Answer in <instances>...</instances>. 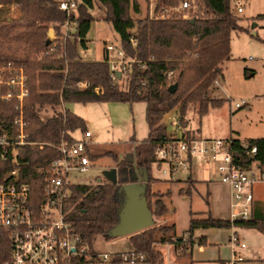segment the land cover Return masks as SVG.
Returning <instances> with one entry per match:
<instances>
[{
    "label": "trees",
    "instance_id": "trees-1",
    "mask_svg": "<svg viewBox=\"0 0 264 264\" xmlns=\"http://www.w3.org/2000/svg\"><path fill=\"white\" fill-rule=\"evenodd\" d=\"M183 0H154V13L172 12L160 17L146 15L134 19L139 14L135 0H78L70 19L76 21L74 32L64 36L61 26L67 17L57 10L58 0H0L1 6L15 5L19 16L14 19L0 17V67L8 64L22 68L26 77L27 95L22 101V113L26 123L25 133L30 140L41 141L57 146L61 140L75 141L76 132L86 131L85 121L63 108L69 103L118 102L145 104L147 137L137 141L130 137L133 145L131 155L119 159L115 154L106 152L116 162L117 182H99L95 186L76 184L71 186V196L64 209L66 218L80 235L88 253L94 255L87 245L97 236L111 238V230L118 224L119 212L124 201L123 185L132 175L145 170L147 181L144 196L154 217L164 216L167 208L152 185L159 181L151 176V165L156 161V149L167 141L166 125L162 119L165 114L175 110L185 127V114L190 104L198 106L200 116L209 107H217L220 99L212 98L214 83L222 74L221 64L230 54V35L232 31L243 30L239 17L233 11V0H200L204 16L198 13L182 18L178 10ZM199 4V0H195ZM193 6V4H191ZM95 7L103 9L96 16ZM104 21L111 25L118 37L119 46L127 58L134 59L131 68L113 79L110 65L105 55L101 61L81 60L78 47L83 48L85 37L94 21ZM52 28L56 34L54 41L46 45L47 33ZM136 28L131 44L130 31ZM168 73H172L171 77ZM85 82L87 88L80 89L79 83ZM176 84L174 93L168 87ZM99 89V93L96 92ZM6 91V86H1ZM17 100L0 99V127L12 129V121L18 114L15 109ZM188 137H194L190 130ZM231 148L244 165L252 160L264 168V138L244 139L248 148L257 147L253 157L246 155L247 148L241 140L232 138ZM5 158H0V181L5 173L18 168L20 180L30 184L34 204L42 200L43 172L50 162L59 157L55 147L44 146L42 150L19 147L14 158L10 149ZM102 155V156H103ZM92 161L98 156L88 154ZM15 160V161H14ZM143 176V174H142ZM191 184V177L185 179ZM190 186L185 193H190ZM180 194L182 189L179 191ZM154 200V203L152 204ZM207 203V201H206ZM208 204V203H207ZM255 229L264 235V212L260 204L254 203L248 220L217 219L210 215L205 218L191 217L184 233L194 236V231L209 228ZM174 225H152L126 236L131 244L132 253L142 256L138 263L163 264L162 247L172 241ZM199 245L205 244V237L196 238ZM175 246L172 244V251ZM10 244L7 233L0 229V264L9 256ZM180 258L186 253L181 252ZM112 254L111 264H118L122 255ZM96 261H89L95 263Z\"/></svg>",
    "mask_w": 264,
    "mask_h": 264
},
{
    "label": "rangeland",
    "instance_id": "rangeland-1",
    "mask_svg": "<svg viewBox=\"0 0 264 264\" xmlns=\"http://www.w3.org/2000/svg\"><path fill=\"white\" fill-rule=\"evenodd\" d=\"M135 1L139 4L140 12L136 15L131 11L134 19H140L146 15L150 17L162 15L160 12L154 13V0ZM188 1L193 4L190 14L205 15L200 0L199 4L195 0ZM237 2L241 3L242 12H237ZM172 11L173 9H168V12ZM233 11L239 17L238 24L243 30L231 32V51L228 59L221 64L222 74L218 76L213 88L212 98L220 99L222 102L217 107H209L207 113L202 116L198 114L196 104L188 106L183 128L193 132L194 137L205 139H223L228 136L242 139L264 137V0H233ZM102 12L103 9L99 7H95L93 10V14L96 16ZM18 16L19 10L15 5L0 7V17L14 19ZM55 38L56 34L53 31L51 41H54ZM85 41V48L78 47L79 56L83 61H100L106 55L105 45L119 46L118 37L111 25L101 20L91 23ZM115 52L116 48L108 52L113 61L116 60ZM241 100H246L249 107L236 108L235 103ZM66 107L81 117L85 124L87 123L91 132L88 149L91 154L98 156L90 162L86 172H70L69 179L73 184H85L93 187L98 184L97 179L104 182L103 172L111 167H116V162L111 156L103 154L111 152L116 156H122L132 148L130 142L132 135L139 141L147 137L148 129L143 102L132 105L118 102L69 103L66 104ZM175 110L163 116L162 121L167 123V133H171L175 129L169 125L170 121L178 116ZM74 136L81 138L82 133L76 132ZM163 169H167L165 164L160 167L155 163L151 165V176L159 180L152 185V191L158 197L161 195L160 197L167 208L164 216L154 217V225H174L177 232L180 233L187 229L191 217H204L209 207L215 216L226 217L228 215L226 188L219 182L217 175L208 170L205 162H201L198 158L193 159L188 173H191L193 178H209L211 181L209 182V191L212 197L208 198L206 183L195 185V189H192L188 194L184 192L190 186L184 184L188 173L178 172L176 176L181 181H169L168 176L162 175ZM181 189L183 192L180 194ZM256 190L264 212V183L257 184ZM199 232L200 230L196 231V234ZM239 234L246 245L241 250L242 253L250 251L256 256L264 257V236L262 234L253 230L248 232L239 230ZM213 235V237L210 236L211 239L227 243L224 230L217 229ZM87 246L95 254H114L131 249V244L126 236L109 239L97 236L91 241L90 246ZM186 255L188 257L189 252ZM89 264L110 263L96 261Z\"/></svg>",
    "mask_w": 264,
    "mask_h": 264
},
{
    "label": "built area",
    "instance_id": "built-area-1",
    "mask_svg": "<svg viewBox=\"0 0 264 264\" xmlns=\"http://www.w3.org/2000/svg\"><path fill=\"white\" fill-rule=\"evenodd\" d=\"M78 0H58L57 10L65 13L67 19L61 26L64 36L75 31L76 21L70 19L77 7ZM1 7V5H0ZM178 10L183 11L182 18L186 19L191 10L188 0H183ZM237 12H242L241 3L237 2ZM168 10L161 15L164 16ZM131 44H135L133 32L130 31ZM116 48V60L109 57L108 52ZM110 65V74L113 79L127 72L134 59L127 58L120 46L105 45L104 47ZM172 73H168L171 77ZM6 86V91L1 86ZM83 83H79L81 89ZM87 86V84H85ZM99 93V89H96ZM27 95L26 77L22 68L8 64L0 67V99L9 101L17 100L15 109L18 114L12 121V129L0 127V148L10 149L13 157L17 155L19 147H28L30 150H42L44 146L55 147L59 157L52 160L43 172L42 200L35 203L30 184L20 180V171L14 168L4 174L0 181V229H3L9 239L10 252L8 259L3 264H88L89 261L107 262L111 264V253H98L91 255L87 251L82 238L76 232L72 223L67 220L64 206L71 196L73 184L70 172H86L91 160L88 154L89 130L82 134L81 139L73 142L61 140L57 146L46 142L30 140L25 133L26 123L22 113V101ZM236 108L249 107L246 100L235 103ZM176 113V112H173ZM177 114V113H176ZM178 115V114H177ZM169 125L174 129L167 134V141L156 149L158 167L162 164L167 169L162 170L163 176H168L169 181H177L178 172L190 170L193 159L198 158L205 162L207 167L215 173L219 182L229 190V218L235 220H248L251 217L253 202L255 200V186L264 183V168L256 160L244 165L236 158L231 148L232 137L205 139L188 137L183 128L179 115L172 119ZM246 147V155L253 157L257 147L248 148V142L241 140ZM2 151L0 158H5ZM15 161V160H14ZM234 227H231V229ZM172 244L175 246L172 251ZM227 246L232 255L225 264H237L243 258L236 253L237 248H244L245 244L235 232L229 236ZM201 246L196 237L188 233L172 237L161 249L164 255L163 264H179L177 258L183 250L186 252ZM122 255L118 264H137L143 260L132 252Z\"/></svg>",
    "mask_w": 264,
    "mask_h": 264
},
{
    "label": "crops",
    "instance_id": "crops-1",
    "mask_svg": "<svg viewBox=\"0 0 264 264\" xmlns=\"http://www.w3.org/2000/svg\"><path fill=\"white\" fill-rule=\"evenodd\" d=\"M138 6H139V4H138ZM139 10H140V7H139ZM132 31H133V33H135L136 32V28H133L131 30V32ZM230 51H231V47H230ZM82 83H83V85H82L83 87L81 89L83 90V89L87 88V86H85V84H86L85 82H82ZM215 84H216V81H215L214 85ZM63 108L68 109L66 107V104L63 106ZM165 115H168V114H165ZM163 123L165 124L164 121H163ZM86 129L89 130L88 125H86ZM228 137L237 138V139H240V140L251 139V138L242 139L240 137H235V136L234 137L233 136H228ZM81 138L75 137L76 140L77 139H81ZM256 138H264V137H256ZM90 140H91V137H90ZM90 140H89V142H90ZM137 141H139V140H137ZM132 148H133V145H132ZM132 148L130 149V151L128 153L122 154V156H117V157L119 159H121L123 156H126V155L128 156L129 153H131ZM208 170L210 171L211 168L208 167ZM188 177H191V181H192L191 184H190L191 190L195 189V185L201 184V183L204 182V183H206V188L208 190V192L206 193L207 198L208 197H212V194L209 191V186H210L209 182H211V181H209L208 177H206V178H200V177L199 178L198 177L197 178H193L191 173L187 174L186 178H188ZM178 181H181V180L178 179L177 182ZM184 184L185 185L186 184L189 185L185 181H184ZM224 187L226 188V203H227V206H228V215L226 217L215 216L214 212L211 209V207H209V209L207 210V212L204 215V217H199V218H205L207 215H210L213 218H217V219H228L229 218V190H228V188L226 186H224ZM256 193H257V190H256V186H255V200H254L253 204L254 203L260 204V200L261 199L257 197ZM186 230L187 229H185V230H183L182 232L179 233V232H177V230H176V228L174 226V231L170 232L169 235L179 236V235H182ZM198 230H200V232H199V234H196V231H198ZM198 230L194 231V236L196 238L200 237V236H204L205 237V244L201 245V247L198 248V249L193 248L192 250L188 251L189 252V256L188 257L186 255L188 252H186L180 258H177L178 263L179 264H225L231 258L232 252H231L230 248L227 246V243L225 244V242L216 241V240H213V238L212 239L210 238V236H212V237L214 236L213 233L217 230V228H209V229H206L204 231L202 229H198ZM218 230H224L226 232L227 242H228L229 236H230V234L232 232H235L238 235V237L240 238V241L243 242L242 239H241V236L239 234V230L243 231V232H245V231L248 232L250 230L251 231L252 230L253 231H257L255 229L235 228V227L232 228V229L230 228V229H218ZM257 232H259V231H257ZM260 234H262V233H260ZM220 246H221V248H220ZM245 247H246V245H245ZM244 248H237L236 249V253L243 258V260L238 262L237 264H264V257L256 256V255L253 254V252H250V251L242 253L241 250L244 249ZM195 249H196V251H194ZM210 250H213V251H210ZM126 252H132V248L130 250L126 251ZM137 264H143V263H137Z\"/></svg>",
    "mask_w": 264,
    "mask_h": 264
},
{
    "label": "water",
    "instance_id": "water-1",
    "mask_svg": "<svg viewBox=\"0 0 264 264\" xmlns=\"http://www.w3.org/2000/svg\"><path fill=\"white\" fill-rule=\"evenodd\" d=\"M52 38L53 30L49 29L45 44L49 45ZM175 89L176 84H172L168 87L170 93H174ZM129 155H131V153H129ZM103 176L106 181L115 184L117 182L116 168L111 167L106 169L103 172ZM134 176L132 175L130 181L123 185L125 197L119 212L118 224L110 232L111 237L128 236L154 225V216L152 215L147 200L143 194L144 185L147 181L146 171L139 170V175L134 174ZM97 182H101V179H97Z\"/></svg>",
    "mask_w": 264,
    "mask_h": 264
}]
</instances>
